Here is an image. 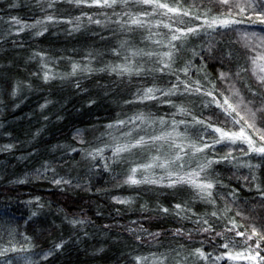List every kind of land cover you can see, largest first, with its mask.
Wrapping results in <instances>:
<instances>
[{
  "label": "trees",
  "instance_id": "1",
  "mask_svg": "<svg viewBox=\"0 0 264 264\" xmlns=\"http://www.w3.org/2000/svg\"><path fill=\"white\" fill-rule=\"evenodd\" d=\"M12 3L17 6L10 7ZM54 9H49L47 14L53 15L60 22L48 24V30L42 36L34 35V31L42 28L16 34L15 26L10 25L11 17L31 23L36 19H43L45 12L40 10L37 0H0V145H15L11 152H0V249L12 244L18 248L34 246L29 253H9L5 264L7 259H11L13 264H25L27 257L39 260V254L52 249L61 240L67 241L64 247L48 260L39 261V264H134L130 256L150 253L169 254L168 264H173L176 251H180L181 256H187L188 252L200 247L201 242L206 239V234L197 231L198 227H203L194 223L197 216H204L214 210L223 212L230 207L231 212L219 220L207 217L215 231H223L226 226H230L228 220L232 218L239 224L251 222L236 216L237 211H242L244 215L264 217L258 192L251 183L243 179L250 174L248 168H236L230 164L214 166V174L219 175L225 186L215 189L218 195L216 206L213 207L194 199V193L186 186L170 189L163 186L122 184L131 161L137 159L134 156L128 157L123 163L112 164L109 170L103 167L105 160L85 158V152L110 142L107 137H101V133L105 132L104 125L118 118L125 119L139 111L171 119L176 110L167 103L156 101L149 102L147 106L138 103L124 104V101L133 99V93L141 83L151 84L150 78L146 81L133 78L129 82L127 78L120 81L114 75L96 72L86 78L83 74H77L75 77L61 79L71 71L73 62L84 63L83 58L90 52L96 56L92 61L94 68L119 62L112 55L111 49L118 46L120 39L128 37L119 32L113 36L114 25L102 28L89 24L86 18H82V27L75 32L71 31L74 25L65 22L80 16L81 11L92 14L98 9H80L68 0H57ZM218 10L214 9V12ZM96 18L104 19L103 16ZM198 23H202V20H193L190 26ZM245 27L259 30L264 26L246 24ZM132 39L136 46L145 47L140 42L139 33ZM237 40L234 32L226 30L191 37L176 67H183L184 61L191 60V80H200L208 87L203 79L205 73H209V79L215 81L220 71L235 73L239 68L247 67L246 50ZM209 41L216 45V52L215 58L208 59L205 67V62L199 56L194 57L192 51L207 55L204 49ZM38 52L45 54L44 61L40 57L32 59L33 54ZM42 63H46L51 72L56 74V79L44 83ZM180 75L182 79L185 78L183 73ZM170 79L174 80V77L164 76L156 83L167 87L170 86ZM78 80L81 89H87V92L76 89ZM16 81L30 83L32 88H23L18 97H12V84ZM245 81L251 82L248 74L235 82L237 87L243 88ZM218 86L225 87L219 82ZM45 98L53 103L41 114L39 105ZM89 99L96 100L91 107L87 105ZM172 99L177 104L183 103L195 115L202 113L207 117L219 112L214 105L208 109L203 108V103L210 99L208 97L191 95ZM17 104L19 107H16ZM43 116H49V120L44 121ZM58 116L62 119H57ZM175 118L190 119L182 115ZM77 129L82 130L85 141L83 144L73 139ZM148 131L152 132V129ZM192 134L195 136L194 130ZM98 137L101 138L97 139ZM58 145L61 147H57ZM71 148L80 151L74 153ZM216 151L223 155L227 149L217 145ZM234 155L238 158L235 163H247L250 159L242 156L239 151ZM104 156H111L110 150L106 149ZM45 161L56 169L58 175L72 178L81 187L67 188L62 192L51 184L52 173H48L47 180H36L35 169L40 168ZM139 162H143V158ZM251 162L259 163V160L251 158ZM156 173L162 174L159 169ZM255 173L260 181H264V167L256 169ZM20 179H25L26 183H15ZM232 189L236 190L235 202L228 195ZM36 196L41 197V202L45 205L43 209L38 210L35 205L25 203ZM113 196L130 197L133 203L116 204L112 200ZM185 201L191 209V212L185 213L190 219H181L174 213L164 214L158 210L160 207L171 209L176 203ZM142 205L146 206L145 210L141 209ZM61 209L63 211H59ZM33 211H38V215L31 216ZM66 214L87 217L92 221V225L85 229L89 233L87 238L78 242L83 231L74 230L68 225L64 220ZM133 221L136 223H132ZM104 225L114 227L106 229ZM129 228H143L146 231L132 234L128 231ZM176 229L191 232L192 239L187 235H174ZM149 233H160V236L153 239ZM136 235L141 237V241L136 240ZM101 248L103 251H97ZM204 248L207 252L213 251V246L208 243L204 244ZM219 264L228 262L220 261Z\"/></svg>",
  "mask_w": 264,
  "mask_h": 264
},
{
  "label": "snow or ice",
  "instance_id": "2",
  "mask_svg": "<svg viewBox=\"0 0 264 264\" xmlns=\"http://www.w3.org/2000/svg\"><path fill=\"white\" fill-rule=\"evenodd\" d=\"M68 2L80 9L99 10L92 14L81 11L80 16L65 21L74 25L71 31H79L82 27L80 23L82 18H86L89 24L102 28L114 25L113 36L119 32L128 38L120 39L118 46L111 49L112 55L119 62L94 68L92 61L96 59V56L90 52L83 58L84 63L73 62L71 71L61 79L75 77L77 74H83L86 78L96 72H106L120 81L125 78L129 82L133 78L146 81L150 78L152 83H141L133 93V99L124 101V104L138 103L147 106L149 102L156 101L167 103L176 110L172 113L171 119L165 116L157 117L151 112L139 111L125 119L118 118L104 125L105 132L101 133V137H107L110 142L105 143L103 147L85 152V158H91L93 161L98 158L105 160L103 167L109 170L112 164L123 163L128 157L134 156L137 159L131 161L122 184L163 186L170 189L186 186L194 193V199L213 207L216 206L218 195L215 189L218 186H225L219 175L214 174V166L230 164L236 168H248L250 174L243 179L251 183L258 192L260 207L264 208V181H260L255 173L256 169L264 167V27L259 32L240 31L235 27L245 23L264 26V0H191V3L189 0H68ZM56 3L57 0H37L40 10L45 12L43 19L28 23L13 16L10 18V25L15 26L16 34L42 28V30L34 31L35 36H42L48 30V24L60 22L53 15L47 14L49 9L55 10ZM44 5L47 7L45 8ZM16 6V3L10 4V7ZM217 8L219 10L214 12ZM97 16H103L104 19H98ZM193 20H202V23L190 26ZM160 29L167 31H160ZM219 30L232 31L237 35L236 42L241 43L247 53V67H241L235 73L220 71L215 81L209 79V73H205L203 79L208 85L206 87L200 80H191L193 68L191 60L184 61L183 67L177 68L176 64L183 56L191 37L199 36L201 33L211 35ZM137 33L145 47H138L133 42L132 37ZM204 52L207 55L193 50L192 55L199 56L207 67L208 59L215 58L216 45L209 41ZM36 57H40L41 61L46 58L44 53L39 52L34 53L32 59ZM42 69L44 83L56 79V74L51 72L46 63H42ZM180 73H183L184 79L181 78ZM244 74L250 76L251 82L245 81L243 88L237 87L235 81L242 80ZM33 75L37 74L33 73ZM164 76L174 77V80L168 81L170 86L161 87L156 83ZM218 82L225 87L220 88ZM75 87L87 92V89H81L79 80L76 81ZM23 88L31 89L32 85L23 81L14 82L11 96L18 97ZM191 95L210 98L203 103V108L208 109L214 105L219 112L207 117H204L202 113L195 115L183 103L177 104L172 99V97ZM52 103V100L45 98L39 105L41 114ZM95 103V99L87 101L89 107ZM16 107L19 105L17 104ZM177 115L190 117V119L178 120L175 118ZM57 119L62 117L58 116ZM43 120L48 121L49 116H43ZM149 129H152V132H149ZM193 130L195 136L192 134ZM140 132L144 134L141 135ZM73 139L81 144L85 143L82 130H75ZM217 145L226 148L227 151L219 155L216 151ZM14 147L13 144L0 145V152H11ZM106 149L110 150L111 156H104ZM78 151L80 149L71 148V152ZM236 151L244 157H249V161L235 163L238 159L234 155ZM141 158L143 162H139ZM251 158L258 159L259 163H252ZM193 164H195L194 167ZM157 169L162 174L157 175ZM48 173H52L51 184L62 192L67 188L81 187L79 183H74L72 178L58 175L48 161L35 169V179L47 180ZM15 183L24 184L26 180L20 179ZM228 195L232 196L235 202L236 190L232 189ZM112 200L122 205L133 203L130 197L113 196ZM25 203L35 205L38 210L45 207L40 196ZM145 208V205L141 206L142 210ZM158 210L164 214L174 213L181 219L191 218L185 214L191 212L187 201L176 203L171 209L160 207ZM229 212H231L230 207L225 208L223 212L214 210L204 216H197L194 223L203 225L198 227L197 231L206 234V239L201 242L200 247L188 252L187 256H181V252L176 251L173 264H200V262L219 264L220 261H227L228 264H264V254H262L264 253V217L244 215L242 211H237L236 216L251 222L239 224L235 218H232L228 220L230 226H226L223 231H215L214 225L207 217L219 220ZM37 215L38 211L31 213L33 217ZM192 215L195 216L196 213ZM64 220L74 230L83 231V236L78 237V242L89 236L85 230L92 225L89 218L66 214ZM112 227L114 225H104L106 229ZM128 231L135 234L137 231L146 230L129 228ZM149 235L155 239L160 236V233H149ZM174 235H187L189 239H192L191 232L185 233L181 229H176ZM136 240L141 241V237L136 235ZM65 243L67 241L61 240L52 249L39 254V260L34 261L31 257H27L25 264H39V261L48 260L60 251ZM205 243L212 245L213 251H205ZM32 247L34 246L18 248L12 244L10 247L0 249V264H5L9 253H29ZM97 251H103V248ZM130 259L134 264H168L169 254L134 255L130 256ZM7 264H13V261L7 259Z\"/></svg>",
  "mask_w": 264,
  "mask_h": 264
},
{
  "label": "rangeland",
  "instance_id": "3",
  "mask_svg": "<svg viewBox=\"0 0 264 264\" xmlns=\"http://www.w3.org/2000/svg\"><path fill=\"white\" fill-rule=\"evenodd\" d=\"M246 24L247 23H245V24H243V25H245L246 26ZM243 25H238V26H235L236 28H238L240 31H244V30H248V31H257V32H259L261 29H252V28H250V27H245V26H243ZM258 28H260L259 26H258ZM238 38V37H237Z\"/></svg>",
  "mask_w": 264,
  "mask_h": 264
}]
</instances>
